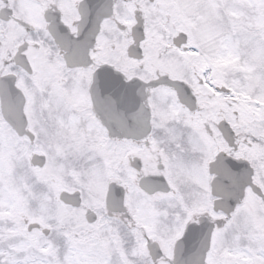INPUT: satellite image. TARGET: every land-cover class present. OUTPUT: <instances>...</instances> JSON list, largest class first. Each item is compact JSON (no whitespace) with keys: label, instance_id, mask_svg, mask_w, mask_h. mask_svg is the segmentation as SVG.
I'll use <instances>...</instances> for the list:
<instances>
[{"label":"snow or ice","instance_id":"snow-or-ice-1","mask_svg":"<svg viewBox=\"0 0 264 264\" xmlns=\"http://www.w3.org/2000/svg\"><path fill=\"white\" fill-rule=\"evenodd\" d=\"M0 264H264V0H0Z\"/></svg>","mask_w":264,"mask_h":264}]
</instances>
